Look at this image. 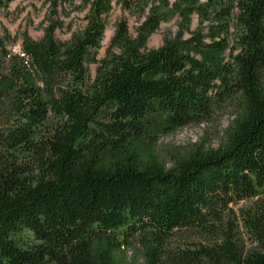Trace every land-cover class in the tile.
Listing matches in <instances>:
<instances>
[{"label": "trees", "instance_id": "1", "mask_svg": "<svg viewBox=\"0 0 264 264\" xmlns=\"http://www.w3.org/2000/svg\"><path fill=\"white\" fill-rule=\"evenodd\" d=\"M47 1L54 15L41 38L22 36V57L0 46V104L14 111L0 130V264H108L135 238L145 264H264V0H119L143 19L135 37L116 23L118 52L91 83L112 0H86L77 30L62 18L73 0ZM174 17L199 28L142 51ZM231 104L219 148L161 161L159 137Z\"/></svg>", "mask_w": 264, "mask_h": 264}, {"label": "rangeland", "instance_id": "2", "mask_svg": "<svg viewBox=\"0 0 264 264\" xmlns=\"http://www.w3.org/2000/svg\"><path fill=\"white\" fill-rule=\"evenodd\" d=\"M87 8L86 0H73L72 4L67 8L71 14L68 17L62 16V18L66 24L71 25L72 30L80 29L86 23L84 16ZM59 11L60 9H58L56 13ZM52 15L54 14L47 0H15L7 6L0 7V46H2L9 55L19 54V56L22 57V48L20 45L22 36L27 34L33 39L41 38L43 34L42 27L46 25L47 18ZM103 18L106 22V28L103 39L100 41L101 45L96 56L97 61L87 66L89 83L93 82L94 78L98 75L102 67L101 60L105 54H107L108 51L114 53L118 52V48L114 46L112 42L116 23L124 20L128 26L129 35L135 37L139 27L138 24L142 21L143 16L132 15L129 11L121 7L119 0H112V8ZM178 22L179 19L177 17L170 19L168 22H160L158 29L146 39L145 44L141 48L142 51H150L170 40L181 37L185 38L191 32L199 28L195 17L191 20L190 27L187 29H181ZM55 35L57 39L62 41L70 36V32L66 30H56ZM262 84L264 85V73L262 76ZM234 112L235 105L231 104L201 123L189 124L185 127L176 129L171 134L159 137L155 145L159 158L167 167H171L176 155L185 154L195 145L201 146L202 148H219V146L226 141V130L231 125ZM13 116L14 111L10 107L8 101L0 104V130L8 128L12 124L11 121ZM50 122H52L51 124H56L58 121L57 118L50 117ZM248 203L249 202H241L236 205L234 209L238 206H243V208H245ZM223 224V229H226L227 224ZM238 225L240 226L239 222ZM239 233L242 236L240 247L243 252H247L256 246L253 239L247 236L248 232L243 227H240ZM179 234L186 238L189 237L191 233L182 231ZM192 238L197 242V245L206 246L211 240L218 242L216 238L213 239V236L209 238L211 240H208V238L204 240L202 237H196L192 234L191 239ZM201 242L203 244H201ZM115 253L118 259H115L112 263L108 261V264H123L124 260L128 263L130 262V264L146 263L143 248L136 238L131 240L128 248L117 249Z\"/></svg>", "mask_w": 264, "mask_h": 264}, {"label": "built area", "instance_id": "3", "mask_svg": "<svg viewBox=\"0 0 264 264\" xmlns=\"http://www.w3.org/2000/svg\"><path fill=\"white\" fill-rule=\"evenodd\" d=\"M23 55V54H22Z\"/></svg>", "mask_w": 264, "mask_h": 264}]
</instances>
